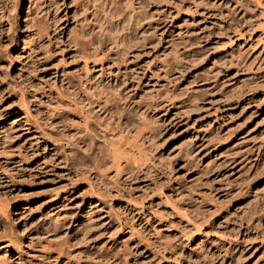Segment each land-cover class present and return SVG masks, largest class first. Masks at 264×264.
<instances>
[{"label": "rangeland", "instance_id": "rangeland-1", "mask_svg": "<svg viewBox=\"0 0 264 264\" xmlns=\"http://www.w3.org/2000/svg\"><path fill=\"white\" fill-rule=\"evenodd\" d=\"M253 1L0 0V264H264V1ZM104 54L92 114L83 63ZM186 220L207 237L187 243Z\"/></svg>", "mask_w": 264, "mask_h": 264}, {"label": "bare ground", "instance_id": "bare-ground-1", "mask_svg": "<svg viewBox=\"0 0 264 264\" xmlns=\"http://www.w3.org/2000/svg\"><path fill=\"white\" fill-rule=\"evenodd\" d=\"M95 1V0H94ZM100 1V0H99ZM251 1V0H250ZM263 1L264 0H259V3H257L258 5L260 4V3H263ZM254 2V1H253ZM255 2H258L257 0H255ZM254 2V3H255ZM105 3V2H104ZM109 3V2H108ZM99 4V3H98ZM128 4V3H127ZM264 4V3H263ZM97 5V4H96ZM121 5V4H120ZM105 6V5H104ZM114 6H115V4H114ZM118 6H119V4H118ZM262 6V5H261ZM110 7H111V5H110ZM120 7V6H119ZM131 7V6H130ZM263 7V6H262ZM96 8V7H95ZM108 8H109V6H108ZM121 8V7H120ZM259 8V7H258ZM81 9V8H80ZM141 9H142V7H141ZM121 10V9H120ZM264 10V9H263ZM95 11H97V10H95ZM118 11V10H117ZM138 11V10H137ZM84 12V11H83ZM82 12V13H83ZM98 12V11H97ZM262 12H264V11H262ZM124 13V12H123ZM142 13V12H141ZM84 14V13H83ZM114 14V13H113ZM121 14V13H120ZM140 14V13H139ZM94 15V14H93ZM116 15V14H115ZM119 15V14H118ZM131 15V14H130ZM133 15V14H132ZM145 15V14H144ZM121 16V15H120ZM127 16V15H126ZM96 17V16H95ZM116 17H118V16H116ZM129 17V16H128ZM133 17V16H132ZM111 18V17H110ZM124 19V18H123ZM138 19V18H137ZM136 19V20H137ZM109 20V19H108ZM111 20V19H110ZM129 20V19H128ZM135 20V19H134ZM94 21V20H93ZM140 21V20H139ZM96 22H97V19H96ZM108 22V21H107ZM127 22V21H126ZM137 22V21H136ZM133 23V22H132ZM11 24V23H10ZM129 24V23H128ZM140 24V23H139ZM105 25V24H104ZM137 26V25H136ZM10 25H9V27L7 28L8 29V33L10 32ZM121 29V28H120ZM81 30V29H80ZM100 30H101V28H100ZM112 30V29H111ZM7 31V30H6ZM106 31V30H105ZM121 31V30H120ZM119 31V32H120ZM124 32H126V31H124ZM131 32V31H130ZM106 33V32H105ZM115 33V32H114ZM99 34H100V32H99ZM104 34V33H103ZM134 34V33H133ZM153 34V33H152ZM156 34V33H155ZM82 35V34H81ZM86 35V34H85ZM262 35H263V37H262V39H261V41H262V47H263V49L262 50H264V32L262 33ZM112 36V35H111ZM133 36V35H132ZM140 36V35H139ZM145 36V35H144ZM239 36V35H238ZM104 37V36H103ZM109 37V36H108ZM123 37V36H122ZM153 37V36H152ZM240 37V36H239ZM77 38V37H76ZM80 38V37H79ZM78 38V39H79ZM121 38V37H120ZM133 38V37H132ZM260 38H261V36H260ZM92 39V38H91ZM102 39H104V38H102ZM125 39V38H124ZM129 39V38H128ZM135 39V38H134ZM101 40V39H100ZM106 40V39H105ZM122 40V39H121ZM84 41H86V40H84ZM107 41H108V39H107ZM135 41V40H134ZM141 41V40H140ZM78 42V41H77ZM121 42V41H120ZM129 42V41H128ZM139 42V41H138ZM137 42V43H138ZM260 42V41H259ZM81 43V42H80ZM98 43V42H97ZM101 43V42H100ZM99 43V44H100ZM127 43V42H126ZM78 44H79V42H78ZM105 44V43H104ZM121 44V43H120ZM125 44V43H124ZM154 44V43H153ZM127 45V44H126ZM126 45H124V46H126ZM131 45V44H130ZM140 45V44H139ZM82 46V45H81ZM116 46V45H115ZM123 46V45H122ZM129 46V45H128ZM103 47H104V45H103ZM113 47V46H112ZM119 47V46H118ZM133 47V46H132ZM117 48V47H116ZM123 48V47H122ZM132 49V48H131ZM105 50V49H104ZM109 50H111V49H109ZM124 50H126V49H124ZM81 51H83L82 49H81ZM84 52H86V51H84ZM264 52V51H263ZM106 53V52H105ZM98 54V53H97ZM116 54V53H115ZM95 55V54H94ZM93 55V56H94ZM126 55V54H125ZM90 56V55H89ZM99 56V55H98ZM109 57L108 56H106L105 54L104 55H101V58H98L97 57V55L95 56V58H93V60H92V67H91V65L87 62V61H84V67H83V70H84V74L82 75V77H81V80L80 81H83V83H85V84H87L86 86H89V88H87V87H85L84 89H83V94L84 95H82V94H80V99L82 98V102H86V104H87V106H88V110H89V112H91V108H92V110L95 108H99L98 109V111L100 112L101 111V109H102V103H104L105 101V99H104V94H105V90H104V86H103V82H104V80L105 79H107V76L110 74V68H109V66H107L108 65V63H107V61L109 60L108 59ZM125 58V57H124ZM137 58V57H136ZM80 59H85V58H80ZM89 58H87L86 60H88ZM120 59V58H119ZM243 62V61H242ZM114 64V63H113ZM116 66V65H115ZM247 66V65H246ZM91 67V68H90ZM111 67H112V65H111ZM98 69V75H96L97 73H95V75H94V72L93 71H95V70H97ZM116 71H117V69H116ZM131 71V70H130ZM83 73V72H82ZM119 73V72H118ZM121 73V72H120ZM112 74V73H111ZM54 75H56V74H54ZM53 75V76H54ZM80 75L81 74H79L78 76H79V79H80ZM113 75V74H112ZM143 75V74H142ZM64 76V75H63ZM78 76H77V78H78ZM109 77V76H108ZM114 77V76H113ZM133 77V76H132ZM135 77V76H134ZM125 78V77H124ZM132 79V78H131ZM133 80V79H132ZM121 81V80H120ZM138 81V80H137ZM136 81V82H137ZM125 82V81H124ZM76 83V82H75ZM80 83V82H79ZM84 84V85H85ZM137 84V83H136ZM72 85V84H71ZM126 85V84H125ZM124 86V85H123ZM81 87H83V86H81ZM80 87V88H81ZM112 87V86H111ZM116 87V86H115ZM118 87V86H117ZM107 88V87H106ZM133 88V87H132ZM108 89V88H107ZM125 89V88H124ZM117 90V89H116ZM119 91V90H118ZM134 91V90H133ZM85 92V93H84ZM104 92V93H103ZM107 93H109V92H107ZM106 93V94H107ZM112 93V92H111ZM116 93H118V92H116ZM120 93V92H119ZM113 94V93H112ZM108 95V94H107ZM114 96V95H113ZM119 96V95H118ZM128 96V95H127ZM108 97V96H107ZM109 97H111V96H109ZM117 97V96H116ZM106 98V97H105ZM118 98H120V97H118ZM116 99V98H115ZM114 99V100H115ZM106 100H107V98H106ZM125 100H126V98H125ZM147 100V99H146ZM145 100V101H146ZM74 101V100H73ZM81 101V100H80ZM104 101V102H103ZM113 101V100H112ZM111 101V102H112ZM156 101V100H155ZM126 102V101H125ZM134 102V101H133ZM138 102V101H137ZM148 102H150L149 100H148ZM73 104V103H72ZM75 104V103H74ZM112 104H115V103H112ZM138 104V103H137ZM79 105V104H78ZM136 105V104H135ZM139 105V104H138ZM137 105V106H138ZM80 106V105H79ZM144 106V105H143ZM154 106V105H153ZM64 107V106H63ZM131 107V106H130ZM65 108H66V106H65ZM139 108V107H138ZM137 108V109H138ZM153 108V107H152ZM158 108V107H157ZM81 109V108H80ZM104 109V108H103ZM102 109V110H103ZM154 109L156 110V106H154ZM94 111V110H93ZM121 111V110H120ZM141 111V110H140ZM139 111V112H140ZM148 111H149V109H148ZM88 112V113H89ZM95 112H96V110H95ZM107 112V111H106ZM113 112V111H112ZM128 112V111H127ZM79 113V112H78ZM77 113V114H78ZM92 113V112H91ZM114 113V112H113ZM117 113V112H116ZM129 113V112H128ZM135 113V112H134ZM142 113V112H141ZM140 113V114H141ZM93 114V113H92ZM101 114V113H100ZM112 114V113H111ZM111 114H109V115H111ZM130 114V113H129ZM139 114V115H140ZM144 114V113H143ZM143 114H142V117L144 118V116H143ZM90 113H89V117H90ZM127 115V114H126ZM80 116H81V112H80ZM88 116H87V118H86V120H88ZM116 116V115H115ZM119 116V115H118ZM131 116V115H130ZM130 116H129V118H130ZM137 117H140V116H137ZM141 117V118H142ZM91 119H93L92 118V116L90 117ZM220 118V117H219ZM84 119V118H83ZM90 119V121H92ZM132 119V118H131ZM140 119V118H139ZM145 120H147V118H144ZM85 120V121H86ZM97 120V119H96ZM100 120V119H99ZM130 120V119H129ZM135 120V119H134ZM90 121H87V122H85L86 124H88ZM95 121V120H94ZM139 121V120H138ZM217 121V120H216ZM97 122V121H96ZM105 122V121H104ZM131 122V121H130ZM134 122V121H133ZM140 122V121H139ZM141 122H143L142 120H141ZM145 122V121H144ZM143 122V123H144ZM94 123V122H93ZM116 123V122H115ZM114 123V124H115ZM137 123V122H136ZM104 124V123H103ZM133 124V123H132ZM142 124V123H141ZM145 124H146V122H145ZM151 124V123H150ZM149 124V125H150ZM77 125H79V124H77ZM97 125V124H96ZM108 125V124H107ZM118 125V124H117ZM125 125V124H124ZM131 125V124H130ZM134 125H136V124H134ZM140 125V124H139ZM143 125V124H142ZM84 126V125H83ZM102 126V125H101ZM105 126V125H104ZM109 126V125H108ZM107 126V127H108ZM114 126V125H113ZM143 126H145V125H143ZM152 126V125H151ZM81 128H82V125L80 126ZM138 127V126H137ZM88 128V127H87ZM105 127H103L102 129H104ZM128 128V127H127ZM135 128V127H134ZM84 129V128H83ZM101 129V130H102ZM106 129V128H105ZM137 129V128H136ZM148 129H149V127H148ZM111 130V129H110ZM128 130V129H127ZM142 130H143V132H144V130L145 129H143V127H142ZM115 131H116V129H115ZM115 131H113V132H115ZM141 130H139V132H140ZM147 131V130H146ZM149 131V130H148ZM88 132V131H87ZM104 132H106V131H104ZM111 132V131H110ZM118 132V131H117ZM136 132V131H135ZM137 132H138V130H137ZM138 132V133H139ZM153 132V131H152ZM86 133V132H85ZM112 133V132H111ZM142 133V132H141ZM141 133H139V135L141 136V137H143L144 139H142V140H145V139H147V137L148 136H150V135H146L145 136V134L144 135H141ZM81 134V133H80ZM119 134V133H118ZM135 134V136H137L136 135V133H134ZM133 134V135H134ZM143 134V133H142ZM150 134V133H149ZM78 135V134H77ZM97 135V134H96ZM106 135V134H105ZM120 135V134H119ZM138 135V136H139ZM153 135V134H152ZM80 136V135H79ZM83 136V135H82ZM81 136V137H82ZM111 136V135H110ZM127 136H129V135H127ZM131 136V135H130ZM97 137V136H96ZM112 137V136H111ZM133 137V136H132ZM141 137H140V139H141ZM152 137V136H151ZM110 138V137H109ZM115 138V137H114ZM121 138V136L119 137V139ZM133 138H135V137H133ZM137 138V137H136ZM136 138H135V140H136ZM79 139V138H78ZM88 139V138H87ZM100 139V138H99ZM107 139V138H106ZM116 139H118V138H116ZM130 139V138H129ZM153 139V138H152ZM92 140V139H91ZM94 140V139H93ZM109 140H111V139H109ZM121 140H122V138H121ZM130 140H132V139H130ZM149 140V139H148ZM117 141V140H116ZM129 141V140H128ZM147 141V140H146ZM81 142V141H80ZM118 142V141H117ZM121 142V141H120ZM123 142V141H122ZM121 142V143H122ZM139 142V141H138ZM84 143V142H83ZM90 143V142H89ZM141 143V142H140ZM150 143H151V140H150ZM107 144V143H106ZM112 144V143H111ZM117 144V143H116ZM124 144V143H123ZM123 144H121L122 146H123ZM129 144H131V146H132V144L133 143H130L129 142ZM136 144H138V143H136ZM136 144H134V145H136ZM142 144V143H141ZM119 145V144H118ZM134 145L132 146V147H130V148H127V149H136L135 151H136V154H135V157H136V155H137V157L138 158H140V159H136V160H138V161H140L142 158H144V160L146 159L145 157H146V155H145V153H147V152H149V151H147V152H143V150L141 149V148H139V146L138 145H136V146H138V147H134ZM110 146H112V145H109V148H110ZM116 146V145H115ZM153 146V145H152ZM103 147V146H102ZM90 148H91V146H90ZM108 148V149H109ZM117 148V147H116ZM112 149H114V147H112ZM119 149V148H118ZM114 149L113 151H112V153H113V162L114 161H117L116 163H118V161H119V159H121V158H119L118 157V151H120L121 149ZM122 149H123V147H122ZM143 149H144V147H143ZM146 149V148H145ZM144 149V150H145ZM91 150V149H90ZM103 150V149H102ZM109 151V150H108ZM107 151V153H109ZM121 152V151H120ZM123 152V151H122ZM121 152V153H122ZM95 153V152H94ZM111 153V152H110ZM129 152H127L126 154H125V160H129L130 158H129V156H128V159H127V155H130V154H128ZM131 154H133L132 152H130ZM135 153V152H134ZM99 154V153H98ZM106 154V153H105ZM120 154V153H119ZM124 154V153H123ZM111 155V154H110ZM121 155V154H120ZM119 155V156H120ZM151 155V154H150ZM98 156V155H97ZM107 157V156H106ZM105 157V158H106ZM122 157V156H121ZM108 158V157H107ZM118 158V159H117ZM132 159V158H131ZM133 159H135L134 158V156H133ZM148 159V158H147ZM135 160V161H136ZM149 160V159H148ZM97 161V160H96ZM127 161L125 162L126 164H127ZM132 161V160H131ZM134 161V160H133ZM132 161V162H133ZM143 161V160H142ZM111 162H112V160H111ZM120 162V161H119ZM143 162H146V161H143ZM151 162V161H150ZM130 162L128 161V164H129ZM137 163V162H136ZM153 163V162H152ZM114 164H115V162H114ZM128 164H127V166H128ZM131 164V163H130ZM132 164H134V163H132ZM151 164V163H150ZM107 165V164H106ZM118 164H116V166H117ZM124 165V164H123ZM122 165V166H123ZM140 165H145V164H141L140 163ZM148 165V164H147ZM108 166H109V164H108ZM119 166V165H118ZM146 166V165H145ZM144 166V167H145ZM151 166V165H150ZM111 167H113V166H111ZM133 167V166H132ZM137 167V166H136ZM148 167V166H147ZM146 167V168H147ZM118 168V167H117ZM121 168V167H120ZM126 168V167H125ZM135 168V167H134ZM138 168V167H137ZM136 168V169H137ZM139 168H140V166H139ZM106 169V168H105ZM110 169V168H109ZM128 169V168H127ZM141 169V168H140ZM117 170H119V169H117ZM116 170V171H117ZM129 170H130V168H129ZM94 171V170H93ZM120 171V170H119ZM150 171V170H149ZM115 172V171H114ZM122 172V171H121ZM104 173V172H103ZM118 173H120V172H118ZM96 174H98V173H96ZM121 174V173H120ZM119 174V175H120ZM102 175V174H101ZM116 175H117V173H116ZM101 178V177H100ZM99 178V179H100ZM99 184V183H98ZM116 184V183H115ZM114 186V185H113ZM105 187H107V186H105ZM98 188V187H97ZM100 188V187H99ZM160 189V188H159ZM107 190V189H106ZM156 190H157V188H156ZM161 191V190H160ZM107 192V191H106ZM160 193V192H159ZM173 209V208H172ZM207 211V210H206ZM179 217H181V216H179ZM210 218H211V215L209 216ZM161 218V217H160ZM192 219V218H191ZM194 219V218H193ZM209 219V218H208ZM190 220V219H189ZM187 221V223H186V226H185V228H186V233L187 234H185V232L183 233V235L185 234L186 236H182V237H184L185 238V240H186V242L187 243H189V242H191V241H193L195 238H197L198 236L199 237H201V236H205V237H207L206 235V231H204L202 228H203V225H200L199 223H197L196 221ZM197 220H198V218H197ZM207 221H209V220H207ZM189 222V223H188ZM206 222V221H205ZM227 222V221H226ZM158 223V222H157ZM203 224V223H202ZM125 225H126V223H125ZM204 226H206V224L204 225ZM172 228V227H171ZM184 228V229H185ZM212 228V227H211ZM209 229H210V226H209ZM208 229V230H209ZM213 229V228H212ZM96 231V230H95ZM210 231V230H209ZM179 232V231H178ZM206 232V233H205ZM213 234V233H212ZM133 235V234H132ZM180 235V234H179ZM218 235V234H217ZM161 236V235H160ZM217 237H219V236H217ZM157 239V238H156ZM196 240V239H195ZM205 240V239H204ZM163 241V240H162ZM177 242V241H176ZM179 242V241H178ZM204 242V241H203ZM152 243V242H151ZM172 243V242H171ZM174 243V242H173ZM184 244V243H183ZM175 245V244H174ZM174 247V246H173ZM178 247V246H177ZM184 247V246H183ZM166 248V247H165ZM201 249V248H200ZM166 250V249H165ZM165 252V251H164ZM172 252V251H171ZM172 254V253H171ZM48 259H49V261H50V264H60V262L61 261H59L58 262V259H60L59 258V255H57L56 257H47V261H48ZM45 260V259H44ZM53 262H52V261ZM209 260H210V258H209ZM208 262V261H207ZM47 263V262H46ZM42 264H45V262H42Z\"/></svg>", "mask_w": 264, "mask_h": 264}]
</instances>
